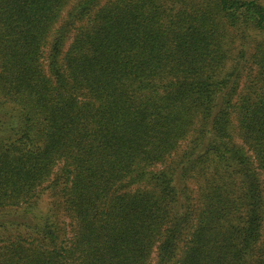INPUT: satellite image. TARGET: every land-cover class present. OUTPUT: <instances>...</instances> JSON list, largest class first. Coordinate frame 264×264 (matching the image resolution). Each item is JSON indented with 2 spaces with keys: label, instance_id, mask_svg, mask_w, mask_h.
<instances>
[{
  "label": "trees",
  "instance_id": "trees-1",
  "mask_svg": "<svg viewBox=\"0 0 264 264\" xmlns=\"http://www.w3.org/2000/svg\"><path fill=\"white\" fill-rule=\"evenodd\" d=\"M0 264H264V2L0 0Z\"/></svg>",
  "mask_w": 264,
  "mask_h": 264
},
{
  "label": "rangeland",
  "instance_id": "rangeland-1",
  "mask_svg": "<svg viewBox=\"0 0 264 264\" xmlns=\"http://www.w3.org/2000/svg\"><path fill=\"white\" fill-rule=\"evenodd\" d=\"M264 2V0H261ZM49 201V198L47 196H43L40 201V206L44 209L46 207L47 202Z\"/></svg>",
  "mask_w": 264,
  "mask_h": 264
}]
</instances>
